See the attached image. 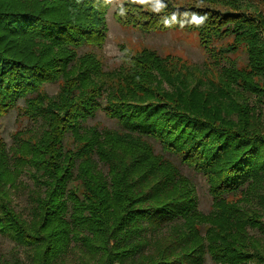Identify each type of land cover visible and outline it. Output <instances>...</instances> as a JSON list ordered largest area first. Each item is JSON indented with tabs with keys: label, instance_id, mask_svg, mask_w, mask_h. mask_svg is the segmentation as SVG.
<instances>
[{
	"label": "trees",
	"instance_id": "trees-1",
	"mask_svg": "<svg viewBox=\"0 0 264 264\" xmlns=\"http://www.w3.org/2000/svg\"><path fill=\"white\" fill-rule=\"evenodd\" d=\"M108 7L0 0V118L21 101L29 124L0 139V237L25 255L0 264H264V0L115 8L123 26L195 33L215 63L244 54L208 87L147 49L108 71L80 54L103 42ZM98 112L118 128L87 125ZM178 165L204 179L207 213Z\"/></svg>",
	"mask_w": 264,
	"mask_h": 264
},
{
	"label": "rangeland",
	"instance_id": "rangeland-1",
	"mask_svg": "<svg viewBox=\"0 0 264 264\" xmlns=\"http://www.w3.org/2000/svg\"><path fill=\"white\" fill-rule=\"evenodd\" d=\"M122 3V0H109V7L105 14V31L103 42L98 48H83L80 54L92 51L97 55L103 71L112 70L120 64V58L123 54L134 55L142 49L153 51L161 58L169 57L173 65H180L187 73L195 77L206 78L207 81L202 87H208L210 84L217 81L222 68L226 67L227 63H232L237 67L245 66V56L242 52L228 54L226 60H219L215 63L209 57L206 50L202 48L199 39L195 33L186 32L184 30H168L160 32H143L139 29L123 26L117 22L113 13ZM229 42V41H228ZM227 42V43H228ZM229 42L228 44H230ZM217 51V45L213 46ZM189 81L192 83V80ZM58 90L57 84H47L42 88V92L53 96ZM23 103H18V109L10 110L5 116L0 118V139L7 145L11 143V136L17 131H21L29 126L26 119L21 117V108ZM97 124L107 129L118 128L114 120L109 119L102 112H98L93 120H89L87 125ZM158 150V147H155ZM180 170L185 174L192 176L197 187L199 198L198 209L203 213H207L210 207V201L206 192L205 182L202 177L194 176L192 172L178 165ZM23 184L29 185L30 182L26 176L21 178ZM12 205L18 211L25 210L26 195L24 190L15 192L12 196ZM0 257L6 259L19 258L25 260V255L22 250L16 248L14 244L7 238L0 237ZM206 264H210L208 261Z\"/></svg>",
	"mask_w": 264,
	"mask_h": 264
}]
</instances>
